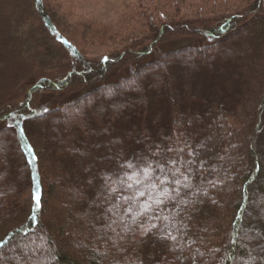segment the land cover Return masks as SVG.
I'll return each instance as SVG.
<instances>
[{"label": "trees", "instance_id": "trees-1", "mask_svg": "<svg viewBox=\"0 0 264 264\" xmlns=\"http://www.w3.org/2000/svg\"><path fill=\"white\" fill-rule=\"evenodd\" d=\"M125 1L0 0V264H264V0Z\"/></svg>", "mask_w": 264, "mask_h": 264}, {"label": "rangeland", "instance_id": "rangeland-1", "mask_svg": "<svg viewBox=\"0 0 264 264\" xmlns=\"http://www.w3.org/2000/svg\"><path fill=\"white\" fill-rule=\"evenodd\" d=\"M55 1H56L55 6L57 10L59 11V13L65 14L68 16V19H64V22L68 23V25H66L67 30L70 29L69 30L70 42L73 45H75V47L80 51H82L80 48H84L87 54H92L91 56H99L98 54L103 52L105 49L103 45L100 44L101 40L99 41L97 39L99 38V36L97 35L98 34L97 32L100 31L102 25L111 24L113 25L112 29H115L114 28L115 26H118L121 23L125 24L126 22L130 24V21H131V20H125V19H128L126 17L121 18L122 17L121 13L124 11L123 9L126 6V1L125 3H122V0H55ZM83 24H86V25L89 24L90 28L87 31L88 35L86 37L79 38L80 27L77 26L75 28V26L83 25ZM84 30L86 31L85 28ZM89 37H92L94 39H89ZM248 37H249V34H248ZM71 63L72 62H70V64ZM153 70L159 71L160 74L162 75L165 73V71H167V68L158 66L157 68H153ZM97 84H99V82H95V83L91 82L89 83V86H93ZM127 87H128V84L125 86L124 94L127 93L126 91ZM106 92L107 91H105L104 89H102L99 92H96L93 95L94 101L104 102V103L108 101V98L105 96L107 95L110 96L111 92L110 93L109 92L106 93ZM112 97L114 98L119 97V94L117 96L116 94H114V96L111 95V98ZM70 114H74V113L70 112V113L61 114L60 117H63V119L68 120L70 118ZM48 126L49 128L51 127L49 123H48ZM221 133L224 135L223 130H221ZM43 234L44 233H42V235ZM27 242L32 243L29 246L34 245V247L39 248L40 252H43V253L47 252L45 244L42 241V237L31 238L27 240ZM58 243L59 245L63 247L67 245V242L63 240H59ZM15 250H17V247L15 249L12 248L11 252L13 253V251ZM36 253L40 254L39 251Z\"/></svg>", "mask_w": 264, "mask_h": 264}, {"label": "snow or ice", "instance_id": "snow-or-ice-1", "mask_svg": "<svg viewBox=\"0 0 264 264\" xmlns=\"http://www.w3.org/2000/svg\"><path fill=\"white\" fill-rule=\"evenodd\" d=\"M128 167H132V165L131 164H129L128 165ZM144 175H145V177H147L148 175H149V173H148V171L147 170H145V173H144ZM140 181H137V183H139ZM161 182V184H163L164 183V181L162 180V181H160ZM177 183H179V181H177ZM128 187H131V185H128ZM152 187H153V189H155V187H156V185L155 184H153L152 185ZM111 191H115V189L113 188V189H111ZM139 195H143L144 193L143 192H140V193H138ZM129 211H131V208H129L128 209Z\"/></svg>", "mask_w": 264, "mask_h": 264}]
</instances>
